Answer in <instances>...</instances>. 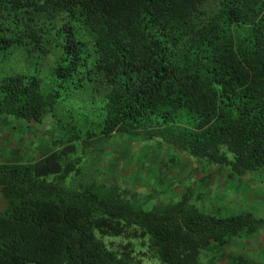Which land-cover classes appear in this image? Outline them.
<instances>
[{
	"label": "trees",
	"instance_id": "obj_1",
	"mask_svg": "<svg viewBox=\"0 0 264 264\" xmlns=\"http://www.w3.org/2000/svg\"><path fill=\"white\" fill-rule=\"evenodd\" d=\"M48 115L59 145L0 161V264H219L264 230L202 211L191 186L154 203L99 177L114 134L264 174V0H0V119Z\"/></svg>",
	"mask_w": 264,
	"mask_h": 264
},
{
	"label": "rangeland",
	"instance_id": "obj_2",
	"mask_svg": "<svg viewBox=\"0 0 264 264\" xmlns=\"http://www.w3.org/2000/svg\"><path fill=\"white\" fill-rule=\"evenodd\" d=\"M35 60H31L33 68L42 70L44 75L54 68L52 57H45L41 64H35ZM62 136L63 131L51 115L42 122L2 118L0 161L11 159L15 153L23 161L35 160L51 150L55 143L59 145ZM99 177L104 182L131 187L146 194L152 189L160 191L154 203L177 199L191 186L198 193L196 203L204 212L229 215L247 209L264 215L263 173L230 176L226 168L205 165L183 152L172 151L161 140L143 142L138 137L114 134L100 162ZM105 240L127 242L122 237L107 236ZM141 249H147V244H141ZM225 252L219 264H232L235 255L244 256L248 263L264 264V230L243 243L226 248ZM220 254V249L211 248L203 253L202 260L220 258ZM155 261V264H162Z\"/></svg>",
	"mask_w": 264,
	"mask_h": 264
}]
</instances>
